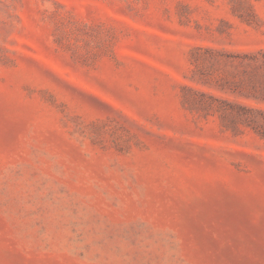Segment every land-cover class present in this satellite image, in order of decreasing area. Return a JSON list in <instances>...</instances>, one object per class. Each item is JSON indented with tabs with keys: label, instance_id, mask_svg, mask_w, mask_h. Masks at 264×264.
<instances>
[{
	"label": "rangeland",
	"instance_id": "374dc122",
	"mask_svg": "<svg viewBox=\"0 0 264 264\" xmlns=\"http://www.w3.org/2000/svg\"><path fill=\"white\" fill-rule=\"evenodd\" d=\"M0 264H264V0H0Z\"/></svg>",
	"mask_w": 264,
	"mask_h": 264
},
{
	"label": "trees",
	"instance_id": "16d2710c",
	"mask_svg": "<svg viewBox=\"0 0 264 264\" xmlns=\"http://www.w3.org/2000/svg\"><path fill=\"white\" fill-rule=\"evenodd\" d=\"M206 52L207 53H209V54H211V55H214V54H216L217 52H215L213 49H211V48H207L206 49ZM243 58H249V59H251V60H254V58H255V55L254 54H251V53H248V52H244V54H243ZM242 63H243V61H241ZM198 63H199V59H197L196 61H195V64L196 65H198ZM247 64H250V62H248ZM252 92H254L255 93V95H256V92L257 91H260L259 89H258V87H256L255 85H252L251 86V89H250ZM213 96V95H212ZM222 102H227V101H225V100H222ZM229 105H230V102H227ZM231 106H236V107H238V109L239 110H241V112H238V119H240V120H251L250 118V116L247 114V112H253V111H255L254 109V107H252V106H250V105H248V104H246V103H235V104H232ZM219 111H221V110H224V108L222 107H219V109H218Z\"/></svg>",
	"mask_w": 264,
	"mask_h": 264
}]
</instances>
